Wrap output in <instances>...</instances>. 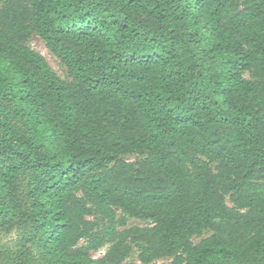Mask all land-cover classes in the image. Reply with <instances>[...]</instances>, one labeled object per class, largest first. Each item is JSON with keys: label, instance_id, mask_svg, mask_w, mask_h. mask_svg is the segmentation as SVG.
Masks as SVG:
<instances>
[{"label": "trees", "instance_id": "1", "mask_svg": "<svg viewBox=\"0 0 264 264\" xmlns=\"http://www.w3.org/2000/svg\"><path fill=\"white\" fill-rule=\"evenodd\" d=\"M13 229L20 264H264V0H0Z\"/></svg>", "mask_w": 264, "mask_h": 264}, {"label": "rangeland", "instance_id": "2", "mask_svg": "<svg viewBox=\"0 0 264 264\" xmlns=\"http://www.w3.org/2000/svg\"><path fill=\"white\" fill-rule=\"evenodd\" d=\"M26 46L33 52L42 56L46 60L50 68L53 70V72H55V74L59 78L63 80L67 79V73L65 69L61 66L60 62L53 55L49 53V51L45 47V44L37 36L35 35L32 36L30 40L27 42ZM139 158L140 157L136 155H130L126 157V159L130 162H134L138 160ZM90 219L100 221L99 216L95 212L92 214ZM101 223L103 222H100V224ZM144 226H146V224L132 220L128 223V226L126 228L119 229V232L123 233L124 231H126L127 229L131 227H144ZM21 239H22V231L18 229L0 232V264H20L18 258L6 259L4 258V254L12 253L15 256H17L21 249ZM125 240H126L125 244L129 245L132 248V253L125 260V262L126 263L137 262L138 248L130 242L129 237H127V239ZM198 241H199L198 239L194 240L195 243H197ZM113 244L114 243L105 244L100 250H98L97 252H93L91 254L92 258L94 259L103 258L107 254V252L110 250ZM28 249L30 250L37 264H46V262L39 256L34 246H28ZM170 263H171L170 259L161 258V259L155 260L152 264H170Z\"/></svg>", "mask_w": 264, "mask_h": 264}]
</instances>
